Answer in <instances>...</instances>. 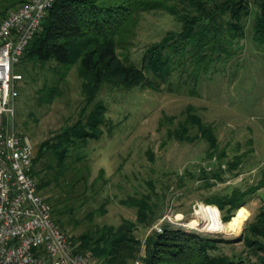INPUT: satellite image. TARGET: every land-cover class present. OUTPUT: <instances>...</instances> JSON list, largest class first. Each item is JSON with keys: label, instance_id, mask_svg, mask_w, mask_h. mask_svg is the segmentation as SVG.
<instances>
[{"label": "rangeland", "instance_id": "1", "mask_svg": "<svg viewBox=\"0 0 264 264\" xmlns=\"http://www.w3.org/2000/svg\"><path fill=\"white\" fill-rule=\"evenodd\" d=\"M254 18L252 14L247 20V36L235 59L224 71L203 75L195 93L184 81L187 76L179 75L168 82L157 81L155 87L106 82L91 98L84 90L77 63L67 68L56 61L42 64L26 59L18 65L23 79L19 82L15 127L36 150L54 135L85 121L97 104L106 110L99 136L73 148L66 173L56 180L51 172L50 184L41 191L68 235L78 238L102 225L119 226L123 219L138 223L137 209L122 203L130 195L150 194L156 204V221L150 226L136 225L143 255L151 227L165 215L177 217L188 229L237 238L246 223L264 210L262 187L237 210L235 215L244 214H240L243 217L238 229L231 230L225 224L233 218L215 225L219 218L213 213L219 211L222 219L221 211L205 202L209 196L237 187L247 190L263 178L264 51L254 40ZM179 27V21L165 10L142 12L131 60L144 68L149 47ZM54 87L58 93L53 100L41 103L44 92ZM189 106L212 125L219 147L217 156L211 158L214 149L202 137L181 141L169 135L186 119L184 112ZM197 132L192 128L191 134ZM218 155H223L222 159ZM237 155L242 164L229 171L227 161ZM220 164L226 170L224 179L213 174L220 170ZM202 205L209 210L203 211ZM214 206L218 210L212 209ZM221 248L222 253L232 256L250 255L243 241L225 243Z\"/></svg>", "mask_w": 264, "mask_h": 264}, {"label": "trees", "instance_id": "2", "mask_svg": "<svg viewBox=\"0 0 264 264\" xmlns=\"http://www.w3.org/2000/svg\"><path fill=\"white\" fill-rule=\"evenodd\" d=\"M26 1L0 0V20ZM154 10L167 11L179 21L180 27L168 31L149 47L141 68L131 60V47L141 13ZM252 14L254 40L258 49L264 51V0H56L20 63L26 59L42 64L56 61L67 68L77 63L84 90L91 98L106 82L125 87L140 83L155 87L157 81L168 82L179 75L187 76L184 81L195 93L203 75L224 71L235 59L239 45L247 36V20ZM146 70L154 77H149ZM57 93L56 87L50 88L44 92L41 103L51 102ZM105 111L104 106L97 104L85 121L38 146L33 173L40 192L50 184L51 172L54 171L56 180L66 173L73 148L84 145L90 137L99 136L101 125L106 122ZM184 114L186 119L169 135L181 141L202 137L214 149L210 152L211 158L217 156L219 147L212 125L195 114L193 106ZM192 128H197V134H191ZM227 162L229 171L242 164L240 155ZM221 164L220 170L213 174L224 179L222 174L226 170ZM262 187L264 174L247 190L237 187L207 197L205 202L218 206L222 214L223 220L219 211L213 213L219 218L215 225L230 221L246 204L247 197ZM152 199L150 194H144L122 200L137 209L138 223L123 219L119 226L102 225L78 238L72 237L78 250L90 252L99 264H130L141 252L143 243L135 234L136 225L150 226L157 219ZM216 206L212 209L218 210ZM235 241H243L250 255L222 253L221 245ZM145 243V264H264V210L246 223L237 238L166 221L163 231L150 233Z\"/></svg>", "mask_w": 264, "mask_h": 264}, {"label": "built area", "instance_id": "3", "mask_svg": "<svg viewBox=\"0 0 264 264\" xmlns=\"http://www.w3.org/2000/svg\"><path fill=\"white\" fill-rule=\"evenodd\" d=\"M56 0H27L0 20V264H99L57 222L33 173L36 148L15 127L18 65ZM163 216L150 233L162 232ZM142 252L130 264H145Z\"/></svg>", "mask_w": 264, "mask_h": 264}, {"label": "bare ground", "instance_id": "4", "mask_svg": "<svg viewBox=\"0 0 264 264\" xmlns=\"http://www.w3.org/2000/svg\"><path fill=\"white\" fill-rule=\"evenodd\" d=\"M202 209H203V211H204V209L209 210L208 207H205L204 205H202ZM241 218L242 217H241L240 214L235 215L230 222H228L227 224H225L226 228L227 229H231V230L238 229V227L240 226V223H241ZM193 222H197V219L194 218L193 219Z\"/></svg>", "mask_w": 264, "mask_h": 264}, {"label": "crops", "instance_id": "5", "mask_svg": "<svg viewBox=\"0 0 264 264\" xmlns=\"http://www.w3.org/2000/svg\"><path fill=\"white\" fill-rule=\"evenodd\" d=\"M239 212V211H238ZM242 213H243V211L240 213L241 215H242ZM238 214V213H237ZM244 214V213H243ZM241 217H243V216H241Z\"/></svg>", "mask_w": 264, "mask_h": 264}]
</instances>
